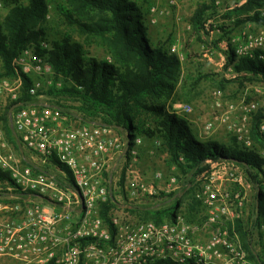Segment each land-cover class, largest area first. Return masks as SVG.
Instances as JSON below:
<instances>
[{
    "label": "built area",
    "instance_id": "built-area-1",
    "mask_svg": "<svg viewBox=\"0 0 264 264\" xmlns=\"http://www.w3.org/2000/svg\"><path fill=\"white\" fill-rule=\"evenodd\" d=\"M230 1L227 11L248 2ZM254 14L259 15V23L249 22L239 36L233 33L203 51L205 59L227 71L228 79H253L245 83L237 102H228L222 90L215 91L212 113L204 124L207 136L222 130L248 150L254 146L252 128L257 117L264 137V76L259 73L255 79L234 66L247 59L264 68V7ZM210 23L205 25L207 31ZM49 48L42 41L25 49L13 60V78L0 82V106L4 96L12 102L20 99L24 75L33 78L29 96L39 100L21 104L12 113L23 153L10 144L0 121V169L13 181V185L0 181V260L9 264H251L223 227L225 221L236 220L247 204V195L240 190L245 185L239 164L209 161V169L195 180V197L206 211L203 223H189L182 213L162 224L140 220L132 214L133 206L160 190L179 193L178 179L169 177L165 182L162 173L152 180L144 176L139 159L142 139L137 138L125 153L128 135L46 104L45 94L38 93L55 84V72L48 55L40 51ZM170 50L177 54L176 47ZM231 52L235 64L229 63ZM61 85L57 83L58 88ZM175 108L177 114L194 113L191 104ZM121 199L123 206L117 203ZM109 200L113 205L105 219Z\"/></svg>",
    "mask_w": 264,
    "mask_h": 264
},
{
    "label": "trees",
    "instance_id": "trees-1",
    "mask_svg": "<svg viewBox=\"0 0 264 264\" xmlns=\"http://www.w3.org/2000/svg\"><path fill=\"white\" fill-rule=\"evenodd\" d=\"M3 2L9 12L3 21L0 20V62L4 71L0 78L14 76L13 60L25 49L47 41L49 50L40 53L48 55L55 72V84L49 87L48 97L73 99L79 105L76 109L84 122L124 129V132L118 131L126 133L132 145L138 137L154 139L160 143L159 149L170 158V164L186 177V185L181 192L169 195L175 200L173 219L182 213L192 224L206 220L205 209L195 196L187 211H182V203L183 194L193 192L197 177L209 169V161H231L241 165L256 188L255 206L248 221L238 219L230 232L232 236L235 233L240 236L251 261L264 264V256L253 245L255 232L264 226V137L259 132V117L254 120L252 128V139L259 149L248 150L240 147L233 138L227 145L202 139L193 132L185 118L168 112L161 99L175 90L181 78L182 62L178 55L171 53L167 42L154 43L151 40L149 21L140 0ZM53 6L70 26L77 27L82 35L98 40L106 51V58L93 57L69 34H50L46 24ZM260 7H264V0H248L245 5L227 11L225 18L235 19L234 28L237 29L249 22L259 23V15H252V12ZM215 14L216 0H203L191 19L193 30L198 34L220 31L223 37L228 36L231 31L227 25L215 29L210 27L206 31L205 25ZM228 57L229 63L235 64L232 52ZM234 67L239 72H249L255 79L259 73L264 76V68L255 61L242 59ZM23 79L20 99L10 103L0 119L6 137L16 151L19 147L10 128L9 111L18 104H38L37 98L28 93L33 78L24 75ZM59 82L62 83L60 88L57 87ZM42 94L41 91L38 93ZM56 106L68 110L60 103ZM146 115L153 120L139 125L137 119H144ZM0 181L13 185L9 173L1 169ZM112 205L111 200L105 205V219ZM132 213L142 221L162 224L167 219L168 209L155 211L138 207L133 208Z\"/></svg>",
    "mask_w": 264,
    "mask_h": 264
},
{
    "label": "rangeland",
    "instance_id": "rangeland-1",
    "mask_svg": "<svg viewBox=\"0 0 264 264\" xmlns=\"http://www.w3.org/2000/svg\"><path fill=\"white\" fill-rule=\"evenodd\" d=\"M53 1V0H52ZM63 0H55L56 3H60ZM203 0H140V4L144 7L146 17L149 21L150 37L151 40L155 42L164 41L167 42L168 47H176L178 57L182 62V74L179 82L177 83L175 90L170 95H165L161 101L171 114H177L176 105L179 104H191L194 107V113L191 116H185L183 114H177L185 118L193 132L199 135L202 139L214 140L222 145H227L230 138L223 133L222 130L212 137L207 136L204 133V124L210 115L212 94L217 90H222L224 93V98L228 102H237L243 94L245 88V83L248 81H253L252 79H238L231 80L226 77L227 71L221 70L217 64L209 62L203 56V51L219 42L226 41L234 33L235 36H239L245 25L240 28H234L235 19L228 20L225 18L228 7H230V0H216L218 1L217 14H215L211 20H209L210 26L213 29L216 27H221L227 25L230 27L229 31L231 33L228 36H222L220 31H214L213 33L207 34V32H202L200 34L196 33L191 24V19L195 14L198 6ZM55 3V6H56ZM152 9H156V13L153 15ZM9 9L3 2V7L0 8V20L3 21L7 16ZM156 20L155 24H152V20ZM48 32L52 35H65L69 34L73 37L76 42L83 44L85 50L98 59L106 58V51L99 45V41L95 39L88 38L80 33L77 27L70 26L67 22L63 20L59 12L55 11L53 8L50 11L49 20L46 24ZM211 29V28H210ZM235 29V30H234ZM207 31V30H206ZM216 63L219 58L215 60ZM3 74L2 64L0 62V74ZM13 77L0 78V82L5 81V79H12ZM49 87L44 86L41 93L45 94V102L48 105L56 106L57 103L64 105L68 108V112L72 115L81 117V113L76 109L79 105L73 101L71 98H50L46 94ZM39 101V100H37ZM10 103H13L8 96H4L0 106V119L6 113ZM153 117L146 115V118H138L137 121L139 125L142 123L151 122ZM9 121L10 128L12 126V114L9 111ZM12 131V130H11ZM13 133V131H12ZM126 137V133L122 134ZM14 136V134H13ZM15 137V136H14ZM142 139L143 145L140 147V168L144 176L148 180H152L156 173L163 174V180L166 182L169 177H176L181 185V190L186 185V177L177 171L176 166L171 165L170 158L168 155L159 149L160 143L154 139H148L144 137H138ZM253 140V139H252ZM18 143V141H17ZM254 147L259 149V145L254 141ZM24 149L21 143H18ZM241 147V145H239ZM262 153V152H261ZM241 168V174L244 179L245 187H240V190L247 195V204L239 215V217L233 222L225 221L224 228L227 229L234 238L236 243L241 246L248 256V260L251 264H255L249 259L247 251L243 247L242 240L240 236L235 233L233 236L231 234V227H234L238 219H244L248 221L249 217L252 215L255 206V196L256 188L252 185L245 169L239 165ZM2 182V181H1ZM4 183L7 181H3ZM9 183V182H7ZM162 187H164L162 185ZM194 191L189 194H183L182 211H187L193 196H195ZM180 190V192H181ZM179 192V193H180ZM171 194H167L164 190H160L158 195L155 197L146 198L140 203L133 206V208H152L157 211L160 209H168V216L166 221L172 219L175 213V200L169 197ZM185 195V196H184ZM118 193L115 189L112 191V197L116 199ZM120 205H124V200L117 202ZM132 212V210H131ZM206 212V211H205ZM133 214V213H132ZM135 215V214H134ZM138 217L137 215H135ZM173 220V219H172ZM254 248L258 253L264 256V226L261 230L255 232L253 239ZM0 264H6L5 261L0 260Z\"/></svg>",
    "mask_w": 264,
    "mask_h": 264
},
{
    "label": "water",
    "instance_id": "water-1",
    "mask_svg": "<svg viewBox=\"0 0 264 264\" xmlns=\"http://www.w3.org/2000/svg\"><path fill=\"white\" fill-rule=\"evenodd\" d=\"M20 106H21L20 104L15 105V106L10 110V114H12L13 111H14L16 108H19ZM115 128L118 129V130H120L121 132H124V129H119V128H117V127H115ZM11 130L13 131V134H14L16 140L18 141V143H20L19 140H18V138H17V134H16V132H15V130H14L13 125L11 126ZM19 146H20V145H19ZM130 147H131V139L128 137V145H127V148H126V150H125V153H127V151L129 150ZM19 151H20L21 153L24 152V151H23V148H22L21 146L19 147Z\"/></svg>",
    "mask_w": 264,
    "mask_h": 264
},
{
    "label": "crops",
    "instance_id": "crops-1",
    "mask_svg": "<svg viewBox=\"0 0 264 264\" xmlns=\"http://www.w3.org/2000/svg\"><path fill=\"white\" fill-rule=\"evenodd\" d=\"M211 113H212V111H211ZM211 113H210V114H211ZM5 263H6V264H9L8 262H5Z\"/></svg>",
    "mask_w": 264,
    "mask_h": 264
}]
</instances>
